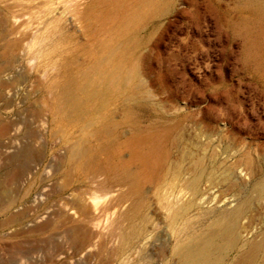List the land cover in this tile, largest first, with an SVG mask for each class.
<instances>
[{
    "label": "rangeland",
    "instance_id": "374dc122",
    "mask_svg": "<svg viewBox=\"0 0 264 264\" xmlns=\"http://www.w3.org/2000/svg\"><path fill=\"white\" fill-rule=\"evenodd\" d=\"M98 1L0 0V20L17 14L0 21V264H178L184 242L264 182V0H157L134 18L140 1ZM61 35L77 48L66 61L39 55ZM197 161L194 196L175 173ZM220 163L228 183L209 181ZM136 201L140 235L119 218ZM172 206L187 210L175 223ZM239 231L225 264L262 240L264 198Z\"/></svg>",
    "mask_w": 264,
    "mask_h": 264
},
{
    "label": "bare ground",
    "instance_id": "6f19581e",
    "mask_svg": "<svg viewBox=\"0 0 264 264\" xmlns=\"http://www.w3.org/2000/svg\"><path fill=\"white\" fill-rule=\"evenodd\" d=\"M93 1V0H92ZM98 1V0H96ZM101 0H99L98 2H100ZM114 1V0H113ZM137 1H140L139 5L136 6V8L134 9V11L131 9L130 10V17H136L137 15H148L149 13H151L152 10L155 9L156 7V1L157 0H117L116 4L119 3H123V6L126 7L128 4H130V6H133ZM94 3V2H92ZM95 4V3H94ZM108 5V2L105 3ZM19 5V4H18ZM94 6V5H93ZM106 6V5H105ZM11 7H13L12 5L8 7V9H10ZM67 7V6H66ZM109 8V7H108ZM108 8H104V12L107 11ZM88 10V9H87ZM13 12L14 10H10V12ZM8 11V13L5 14V16L0 20L2 23H7L8 21H11L12 17H16V13L15 11L13 13H10ZM117 13V12H116ZM95 14H96V18L100 19V12H98V8L97 10H95ZM108 16V15H107ZM21 17V16H20ZM115 17V16H114ZM112 19V18H110ZM129 19V18H128ZM108 21V20H107ZM117 22V21H116ZM45 23V22H44ZM109 23V22H108ZM128 23V22H127ZM13 25V24H12ZM59 25V23H58ZM119 24L116 26L118 27ZM126 27V26H125ZM122 27L119 28H115L113 29L114 32L116 33V35L121 31ZM125 34V33H124ZM31 35V34H30ZM18 37V36H17ZM20 37V36H19ZM15 39V43H16ZM24 40V39H23ZM22 40V41H23ZM20 41V43L22 42ZM77 42V41H76ZM15 43H13L15 45ZM11 44V42L9 43ZM17 45H19L18 40H17ZM116 44V42L114 43ZM13 45V46H14ZM7 46V45H6ZM7 50V49H6ZM23 50V49H22ZM77 48L75 46L71 47L68 46V41L67 39L61 35L59 36L57 39H55L52 42H48L46 40L42 41L41 44L38 47V53L40 55V53H46L47 56L51 55V54H55L58 56L59 59H61L62 61H66L67 60V54L65 52L68 51H76ZM123 51V50H122ZM113 54L112 56L109 58V65H113L115 67L118 68H122L124 67V65L126 64V56H124L123 54L121 55H117L114 50L111 51ZM59 53V54H58ZM71 53V52H70ZM5 55V54H4ZM38 55V56H39ZM71 57V56H70ZM38 58V57H36ZM36 60V59H35ZM31 62V61H30ZM42 63V60H41ZM69 64V63H68ZM31 67V66H30ZM68 70V69H67ZM4 73L3 68H0V75H2ZM46 73V72H45ZM50 78H54V75H52ZM51 79V80H52ZM85 82V81H84ZM93 84V83H92ZM91 85V84H90ZM107 85V84H106ZM62 86H64L62 84ZM67 86V85H66ZM65 86V87H66ZM69 86V85H68ZM74 86V84H73ZM63 88V87H62ZM75 89V88H74ZM81 89V88H80ZM90 89V88H89ZM92 89V88H91ZM61 90V89H60ZM59 90V92H61ZM83 90V89H82ZM88 90V89H87ZM57 91H55L56 93ZM58 92V93H59ZM73 92V91H72ZM104 92V91H103ZM109 92V91H108ZM65 93V92H64ZM74 93V92H73ZM84 94V92H81ZM88 93V91L86 92ZM102 93V92H100ZM69 96L71 95V93H68ZM53 95V93H52ZM63 95V94H62ZM88 95V94H87ZM86 95V96H87ZM55 97V95H53ZM52 96V97H53ZM72 96V95H71ZM75 96V95H74ZM103 96V95H102ZM100 96V97H102ZM107 95H104L103 97L106 98ZM53 97V98H54ZM73 97V96H72ZM84 97V96H83ZM88 97V96H87ZM68 98V97H67ZM66 98V100L69 102V100ZM71 99V97H69ZM75 98V97H74ZM82 98V96L80 97ZM79 98V99H80ZM109 98V97H107ZM52 99V98H51ZM98 99V98H97ZM74 100V99H72ZM78 100V99H77ZM106 100V99H105ZM104 100V101H105ZM90 101V100H89ZM71 102V101H70ZM76 102V101H75ZM74 102V103H75ZM108 102V101H107ZM77 103V102H76ZM79 103V102H78ZM66 104V103H65ZM79 105V104H78ZM89 105V104H88ZM60 106V105H59ZM77 107V106H76ZM80 107H82L80 105ZM67 108V106H66ZM73 107H71L72 109ZM86 108V107H85ZM79 109V107H78ZM84 109V108H83ZM76 111V110H75ZM70 112V111H69ZM72 112V111H71ZM79 112V110L77 111V113ZM81 112V110H80ZM76 113V112H74ZM70 115V114H69ZM78 115V114H77ZM95 115V114H94ZM103 115V114H102ZM76 116V114H75ZM79 116V115H78ZM91 116V115H90ZM72 117V116H70ZM68 120V119H67ZM3 126L0 124V129H2ZM225 150V148H224ZM189 152V151H188ZM189 156V155H188ZM240 157V156H239ZM242 157V156H241ZM246 157V156H245ZM79 158V157H78ZM196 159V157H195ZM249 159V158H247ZM181 160V158H180ZM193 160V159H192ZM191 160V161H192ZM203 160V159H202ZM239 160V159H238ZM243 160V158L241 159ZM214 161V160H213ZM211 162V161H210ZM185 163V162H184ZM189 163V162H188ZM236 163V162H235ZM201 164L202 162H195L191 167H186V166H180L178 167V169L176 170L175 173V177L178 181H180L181 177L183 176V172L187 173V174H191L189 175V177L191 178H187L185 177V179H183V181L185 180L184 183V189L190 191L194 196L197 195L199 193V184L202 181L203 177H204V171L201 169ZM204 164V162H203ZM242 164V163H241ZM244 164V163H243ZM247 166H249L250 164L252 165V162L250 163V160L246 161L245 163ZM150 165V164H149ZM224 164L220 163L218 165V167L220 168V173L218 171H213L209 172V181H215V182H229V180L233 178L234 176V172H230L227 174L226 169H224ZM253 166V165H252ZM232 167V166H231ZM245 167V166H244ZM250 167V166H249ZM213 168V167H212ZM215 168V167H214ZM213 168V169H214ZM217 168V167H216ZM228 168V167H226ZM230 168V167H229ZM249 169V168H248ZM69 170V169H68ZM219 170V169H218ZM245 170V169H244ZM191 171H194L193 173H191ZM251 171V170H250ZM249 171V173H251ZM253 175V173L251 174ZM263 179V178H261ZM172 180V179H171ZM174 180V179H173ZM230 180V181H231ZM208 181V182H209ZM171 182V181H170ZM256 182V181H255ZM261 183H255L252 187V192L250 193L245 192L243 194V196L238 200L237 204L234 206V208L226 211V212H222L221 214H219L217 216V219H214L213 223L206 229L204 230L203 233H201L200 235L192 238L191 240H189L188 242H184V244H182L176 251V257H177V261L178 264H225L226 258L227 256L232 253L234 250L238 249L237 245L239 243L240 240V236H239V227H240V220L243 218V216L248 212V210L250 209V207L254 204L255 200H260L264 198V182L259 181ZM214 184V183H213ZM239 184V183H238ZM229 185V184H228ZM237 185V182L235 183H231L229 185V189L231 188L232 190L235 188V186ZM243 185H241L242 187ZM251 187V186H250ZM244 188V187H243ZM240 191V190H239ZM243 192V191H242ZM8 192H5L4 195H6ZM1 196V195H0ZM145 199V198H144ZM193 199V198H192ZM261 202V201H260ZM144 203V202H143ZM10 204V203H9ZM10 206V205H9ZM12 206V205H11ZM121 206V205H120ZM171 206V205H169ZM168 206V207H169ZM173 207V206H172ZM175 207V206H174ZM172 208L171 212H172V222L175 223L178 219H180L182 216H185V213L187 210H185L184 208H182L181 206H178L176 208ZM8 208V207H7ZM6 208V209H7ZM5 209V208H4ZM9 209V208H8ZM140 203H138V201L133 202L129 208L124 211V212H120L119 214V218L121 217H127L130 218V221H132L131 227L133 230V234H144V228L143 226L139 225V217H140ZM227 210V209H226ZM16 217V216H15ZM14 218V217H12ZM141 220V219H140ZM146 220V219H145ZM179 221V220H178ZM118 222V221H117ZM83 224V223H82ZM144 224V223H143ZM146 225V224H145ZM85 226V225H83ZM74 228V227H72ZM85 227L79 226V227H75L73 232L76 231V233L79 234V236L81 237H86L88 234V231L86 230ZM203 231V230H202ZM72 233V232H71ZM75 234V233H74ZM73 234V235H74ZM186 234V233H185ZM192 235V233H191ZM183 236V235H182ZM195 236V235H194ZM91 237V236H90ZM190 237V236H189ZM76 238V237H75ZM74 238V239H75ZM79 238V237H78ZM126 238V237H125ZM182 238V237H180ZM188 238V237H187ZM85 240H87V238H85ZM84 241V240H82ZM125 241V240H124ZM181 241V240H180ZM182 242H180L181 244ZM175 253V251H174ZM238 255L234 261L233 264H257L258 262L260 264H264V235L262 240L260 241H251L249 243H247L245 245V247H242V250L238 251Z\"/></svg>",
    "mask_w": 264,
    "mask_h": 264
}]
</instances>
